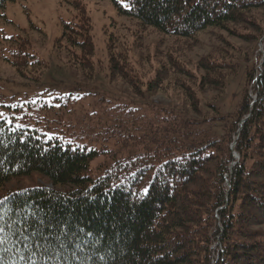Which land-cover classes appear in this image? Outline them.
<instances>
[{
	"label": "trees",
	"instance_id": "obj_1",
	"mask_svg": "<svg viewBox=\"0 0 264 264\" xmlns=\"http://www.w3.org/2000/svg\"><path fill=\"white\" fill-rule=\"evenodd\" d=\"M10 1L0 0V9ZM111 1L121 16L176 39L192 40L211 28L245 41L264 35V19L255 16L264 15V0ZM75 4L78 20L64 24L57 44L71 55L72 67L78 60L86 69L93 66V23L84 5ZM27 43L23 59L36 58ZM120 54L111 37L110 75H121L132 100L114 103L87 127L110 147L73 144L0 118V200L7 197L0 205V264H264V47L252 60L247 53L201 58L194 73L169 57L147 76ZM241 72V99L231 109L221 97L204 98L207 88L225 91L229 78L236 81ZM199 73L196 90L190 83ZM169 82L184 102H150ZM99 154L105 157L94 166ZM33 173L56 187L3 192L10 180ZM36 218L67 223L101 241L46 252L36 247L32 231L49 229Z\"/></svg>",
	"mask_w": 264,
	"mask_h": 264
},
{
	"label": "rangeland",
	"instance_id": "obj_2",
	"mask_svg": "<svg viewBox=\"0 0 264 264\" xmlns=\"http://www.w3.org/2000/svg\"><path fill=\"white\" fill-rule=\"evenodd\" d=\"M75 3L84 5L93 23L95 51L93 66L89 69L78 60L72 67L71 55L57 44L64 24L78 20L79 9ZM255 16L264 19L262 12H255ZM233 28L245 34L254 33L243 25H231L230 29ZM111 37H115L120 59L125 63L129 60L135 72L146 76L169 57L194 73L201 58H210V55L242 58L247 53L252 60L264 47V35L245 41L218 28L187 41L166 36L121 16L111 0H13L0 9V112L16 124L38 126L48 136L58 135L73 144L87 143L97 149H103L104 145L110 147L103 140V134L87 127L114 103H128L131 99L132 89L121 75L114 78L110 75L107 43ZM24 40L29 42L28 52L36 58L23 59ZM238 76L236 81L229 78L224 93L214 87L207 88L204 98L212 101L221 97V103L225 100L231 109L241 99L244 87L243 73ZM197 78L190 83L196 90L200 73ZM179 93L169 82L163 91L149 97V101L159 105L180 104L185 96ZM234 156L237 158L238 154ZM104 157L105 154H99L94 166ZM37 185L56 187L39 173H33L10 180L3 192Z\"/></svg>",
	"mask_w": 264,
	"mask_h": 264
},
{
	"label": "snow or ice",
	"instance_id": "obj_3",
	"mask_svg": "<svg viewBox=\"0 0 264 264\" xmlns=\"http://www.w3.org/2000/svg\"><path fill=\"white\" fill-rule=\"evenodd\" d=\"M187 2V0H185ZM125 7L128 5L125 4ZM15 107V105L13 106ZM0 118H4L7 120L9 124L12 123L10 119H8L4 113L0 112ZM17 128L23 127V125L17 124ZM149 189L145 188L143 190L142 195L147 196ZM5 200H7V197L4 198V200H0V205H3ZM33 216H35L34 213H31ZM3 219L2 214H0V220ZM37 219V225L40 228L47 227L49 231L47 233L43 231H37L35 228L32 231V237H35V245L37 248H42L46 252L51 250L53 252L59 251L60 249H67L70 246H72L74 249H80L82 244L83 245H92L95 246L97 243L101 241L100 236L96 235L94 236L93 233L88 232L85 233L83 236L80 235L78 232H73L71 230V227L67 223H62L59 226L56 223H45V220L42 218H36ZM4 227L2 224H0V244L4 242L3 233H4ZM86 237H92V239H87ZM29 239L28 237H25V240ZM113 244H116V241L113 240ZM111 250V249H109ZM73 255H75V252H73Z\"/></svg>",
	"mask_w": 264,
	"mask_h": 264
}]
</instances>
